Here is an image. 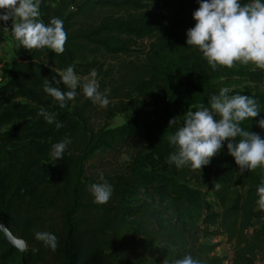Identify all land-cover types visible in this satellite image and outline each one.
I'll use <instances>...</instances> for the list:
<instances>
[{"label": "trees", "instance_id": "1", "mask_svg": "<svg viewBox=\"0 0 264 264\" xmlns=\"http://www.w3.org/2000/svg\"><path fill=\"white\" fill-rule=\"evenodd\" d=\"M197 7V0L41 1L40 19L45 23L61 19L67 41L57 55L48 49L20 48L13 38V60L0 75V222L27 245L21 252L0 232V264H174L182 258L168 256L159 246L176 248L178 253L187 248L188 235L200 220V194L178 178L175 164L166 163L174 150L167 137L188 111L208 106V98L223 87L230 89V96L255 97L264 110V69L239 62L213 69L198 48L186 45V30L195 23L192 12ZM11 25L10 19L8 29L0 26V51ZM145 40L150 44L144 61L125 66L114 93L133 95L130 106L135 116L125 124L91 127V100L75 106L84 98L79 88L75 100L64 108L43 91L44 80L52 82L54 76L58 80L56 72L69 65L77 75L88 76L95 69L94 64L83 63L88 58L101 51L132 58L136 44ZM60 87L67 91L62 82ZM48 106L61 128L32 122L40 119L38 108ZM174 117L176 123L169 125ZM255 120L241 126L264 137ZM65 137L71 143L63 159L53 161L51 145ZM226 144L209 163L215 168L195 169L222 188L221 212L212 215L220 222L216 228H205L202 236L226 237L233 244L232 264H259V255L264 260V225L258 228L255 221L264 218V210L257 207L256 187L264 168L240 174ZM123 150L131 153L125 167L93 170L94 161L102 165L104 157ZM101 173L112 186L105 204L95 203L88 188L101 182ZM149 189L161 202L181 204L175 215L182 228L153 202L138 199ZM36 231L57 236L55 251L34 238ZM219 245L197 242L190 255L198 264H222L223 257L216 252ZM153 249L156 255L151 254Z\"/></svg>", "mask_w": 264, "mask_h": 264}, {"label": "clouds", "instance_id": "2", "mask_svg": "<svg viewBox=\"0 0 264 264\" xmlns=\"http://www.w3.org/2000/svg\"><path fill=\"white\" fill-rule=\"evenodd\" d=\"M40 3L41 0H0V22H4L0 26L8 29L6 24L12 20L11 34L20 48L48 49L54 54H62L67 41L63 21L59 18H51L47 23L41 20ZM197 3L198 7L192 12L195 23L186 30V45L198 48L213 69L217 65L231 68L237 62L264 69V0H248L246 3L241 0H197ZM56 73L59 79L55 76L52 82L45 79L43 91L60 108L75 100L78 88L101 108L110 103L108 89L100 91L95 69L90 70L83 80L71 65ZM61 82L67 91L61 90ZM229 91V88H220L218 94L208 98V106L197 105L195 111L185 114L182 124L167 137L174 150L165 158L166 163L175 164L177 168L189 166L201 170L224 149L227 141L226 151L234 158L240 174L257 167L264 168V137L241 126V122L256 118L257 126L264 129V115H260L264 110L255 97L230 96ZM37 115L48 124L55 123L57 129L63 126L62 122L55 120V113H49L43 107ZM175 123V117L169 120V125ZM70 143L71 139L65 137L52 144L51 159H63ZM99 179L101 182L92 183L88 188L95 203L105 204L112 195V186L102 173ZM215 187L218 189L220 185L217 183ZM256 195L257 207L264 210V176L256 187ZM34 238L55 251L58 238L54 233L36 231ZM174 264H198V261L186 254L175 259Z\"/></svg>", "mask_w": 264, "mask_h": 264}, {"label": "rangeland", "instance_id": "3", "mask_svg": "<svg viewBox=\"0 0 264 264\" xmlns=\"http://www.w3.org/2000/svg\"><path fill=\"white\" fill-rule=\"evenodd\" d=\"M42 1V0H41ZM41 13V8H40ZM40 18V17H39ZM149 40H145L142 42H138L135 48L138 50L136 55L132 58H127L124 56H110L104 52H99L95 56L88 58L83 63H91L95 65V71L97 72V80L100 85V91H104L108 89V98L110 103L106 108H101L100 106L90 104V125L93 128L101 129V128H115L122 124H125L130 119L135 116V113L131 109L130 103L132 102L133 95L128 92L119 93L116 97L114 96L117 81L120 78L121 74L124 72V68L128 63H142L145 59V55L149 49ZM13 36L11 31H9L7 35L6 42L1 46L0 51V75L1 73H6L9 69V64L13 60ZM101 70V71H100ZM80 79H85L88 76L78 75ZM238 86H245V84H239ZM264 88V87H263ZM88 98L84 96L81 103L75 106H82ZM90 100V99H89ZM21 103H28L25 99L18 100ZM30 107H35L29 104ZM39 107L38 109H40ZM47 112L52 113V109L50 106L43 107ZM121 108L124 111L119 112ZM40 123L43 127H51L53 124H48L43 117L32 119L33 123ZM131 153L130 151H121L116 155H107L104 157L106 160L102 165H99L98 161H94L95 168L94 171H110V170H120L130 161ZM51 163V160L48 161ZM93 163V162H92ZM215 168V165L208 164L207 169L211 170ZM176 175L182 181L190 185L192 188L199 191L200 194V220L197 224L196 231L194 233H189V240H223L220 241L219 245V253L225 259H229L232 255H234L233 244L227 241L226 237H208L204 238L202 236L203 230L209 227L210 229L216 228L220 222V219H213V214H219L221 212V186L217 189L215 184L217 182L213 178H206L204 174L190 170L186 171L182 168H177ZM171 172V171H170ZM138 199L147 200L149 202H153L157 207L161 208L164 212V215L173 221V223L178 228H182L183 222L179 217L175 215V212L181 208V204L178 202H161L155 196L152 189H149L146 192H143ZM255 225L258 228H261L264 225V218H259L255 221ZM175 251V249H173ZM259 264H264V260H262V256L259 255Z\"/></svg>", "mask_w": 264, "mask_h": 264}, {"label": "crops", "instance_id": "4", "mask_svg": "<svg viewBox=\"0 0 264 264\" xmlns=\"http://www.w3.org/2000/svg\"><path fill=\"white\" fill-rule=\"evenodd\" d=\"M220 241H223V240H196V241L189 240L187 248L184 249L183 251H181L180 253L177 252L176 248H172V247H169L166 245H161V246H159V248L162 249L163 252L166 253L168 256L181 255L183 258L184 255L190 254L191 250L194 247H196L197 242L210 245V244L220 243ZM173 249H175V251H173ZM218 251H219V247L217 248L216 252L218 255L221 256V254ZM151 254L156 255L157 251L155 249H153ZM233 257H234V255H232L228 260L223 257V263L222 264H232ZM149 264H151V263H149ZM152 264H154V263H152ZM158 264H162V263H158Z\"/></svg>", "mask_w": 264, "mask_h": 264}, {"label": "water", "instance_id": "5", "mask_svg": "<svg viewBox=\"0 0 264 264\" xmlns=\"http://www.w3.org/2000/svg\"><path fill=\"white\" fill-rule=\"evenodd\" d=\"M0 232L3 234L6 242L13 248L19 251H24L27 248L26 242L22 237L15 236L3 222H0Z\"/></svg>", "mask_w": 264, "mask_h": 264}]
</instances>
